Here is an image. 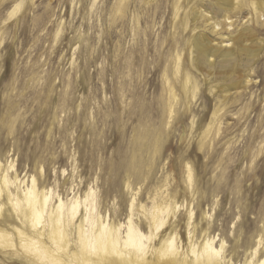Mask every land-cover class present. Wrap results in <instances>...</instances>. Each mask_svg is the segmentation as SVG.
Here are the masks:
<instances>
[{"label": "rangeland", "instance_id": "374dc122", "mask_svg": "<svg viewBox=\"0 0 264 264\" xmlns=\"http://www.w3.org/2000/svg\"><path fill=\"white\" fill-rule=\"evenodd\" d=\"M119 1L35 0L11 19L10 5L0 6L2 171L10 168L11 178L26 185L35 177L56 194L54 202L93 191L97 211L110 224H127L134 202L140 223V207L150 209L155 193L167 190L178 194L174 204L181 209L173 222L182 244L189 231L196 229L200 240L206 230L216 246L226 242L227 259L244 264L259 245L257 257L264 259V156L257 157V144L243 156L262 118L253 113L238 127L227 119L220 135L213 131L202 146V127L193 129L192 119H209L216 98L196 72L201 90L195 112L185 115L178 107L179 116L170 120L165 73L176 83L171 45L183 37L173 0H131L125 13ZM208 37L216 47L228 36ZM246 39L232 49L237 55L243 45L260 50L252 64L258 83L250 92L264 94V36ZM250 63L244 56L239 66ZM246 104L230 110L242 115ZM187 165L194 171L192 186ZM8 209L3 227L13 233L9 224L16 217ZM22 253L0 247V264H34Z\"/></svg>", "mask_w": 264, "mask_h": 264}, {"label": "bare ground", "instance_id": "6f19581e", "mask_svg": "<svg viewBox=\"0 0 264 264\" xmlns=\"http://www.w3.org/2000/svg\"><path fill=\"white\" fill-rule=\"evenodd\" d=\"M34 1L0 0V6L10 5L8 17L11 19L24 5ZM119 2V11L125 13L131 0ZM172 6L176 29L181 30L183 37L179 41L178 38L173 39L171 45L176 47L170 60V64L175 65L176 83L168 77V71L164 72L170 120L179 116L178 107L184 106L185 115L195 112L193 108L201 90L194 77L197 72L201 77L205 76L206 90L216 98L209 119L206 114L202 118L200 114L201 119L197 118V122L196 118L192 119L193 129L202 127L201 145H205L213 131H217L219 136L227 119H234V126L238 127L247 124L251 115L256 113L262 121L257 123L256 132L253 131L254 135L246 144L243 156L248 158V153L256 144L260 150L257 157L264 156V94L250 92L258 83L252 78L257 74L252 64L260 59V50L243 45L237 49V55L232 49L242 45L250 35L264 36V0H173ZM237 25L241 30L236 36ZM208 32L228 36L224 39L227 41L212 46ZM244 56L251 60L245 66L247 69L239 66ZM218 66L224 68L216 71ZM210 70L213 73L210 74ZM211 82L216 84L211 85ZM243 100H247L245 113L233 114L230 109ZM186 167L187 182L192 186L195 182L194 171L189 165ZM9 169L2 171L0 162V247L5 251L13 249L16 254L23 252L34 264H237L233 257L227 259L223 256L226 242L222 241L216 246L215 239L209 238L206 230L200 232V240L196 239V229L189 231L187 245L178 240V224L173 222L181 209L176 202L174 204L178 194L167 190L155 193L150 209L144 204L140 207L138 224L134 221L136 209L133 201L127 224H110L97 211L93 191L84 199L73 197L65 201L57 196L58 200L54 202L56 194L54 196L52 190L41 188L35 177L30 185H26L18 177L11 178ZM8 206L12 208L8 209L12 212L11 217H16L15 224H9L13 233L3 227ZM193 214L190 210L189 215ZM258 248L254 252L255 258L251 257L244 264H264V259L257 257Z\"/></svg>", "mask_w": 264, "mask_h": 264}]
</instances>
